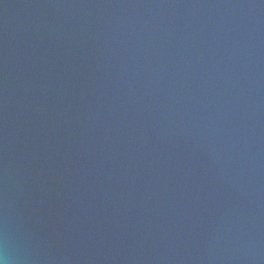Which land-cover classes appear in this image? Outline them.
I'll return each instance as SVG.
<instances>
[{
	"label": "water",
	"instance_id": "obj_1",
	"mask_svg": "<svg viewBox=\"0 0 264 264\" xmlns=\"http://www.w3.org/2000/svg\"><path fill=\"white\" fill-rule=\"evenodd\" d=\"M9 264H264V0H0Z\"/></svg>",
	"mask_w": 264,
	"mask_h": 264
},
{
	"label": "clouds",
	"instance_id": "obj_2",
	"mask_svg": "<svg viewBox=\"0 0 264 264\" xmlns=\"http://www.w3.org/2000/svg\"><path fill=\"white\" fill-rule=\"evenodd\" d=\"M0 264H9V256L7 254L6 243H4L3 247L0 248Z\"/></svg>",
	"mask_w": 264,
	"mask_h": 264
}]
</instances>
